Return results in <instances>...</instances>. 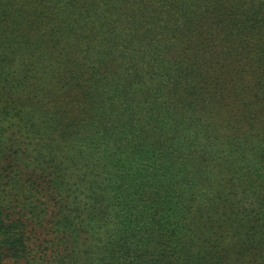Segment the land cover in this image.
Listing matches in <instances>:
<instances>
[{
  "label": "trees",
  "instance_id": "trees-1",
  "mask_svg": "<svg viewBox=\"0 0 264 264\" xmlns=\"http://www.w3.org/2000/svg\"><path fill=\"white\" fill-rule=\"evenodd\" d=\"M0 264H264V0H0Z\"/></svg>",
  "mask_w": 264,
  "mask_h": 264
}]
</instances>
